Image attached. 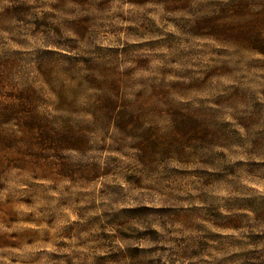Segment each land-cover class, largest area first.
<instances>
[{
	"label": "rangeland",
	"instance_id": "1",
	"mask_svg": "<svg viewBox=\"0 0 264 264\" xmlns=\"http://www.w3.org/2000/svg\"><path fill=\"white\" fill-rule=\"evenodd\" d=\"M0 264H264V0H0Z\"/></svg>",
	"mask_w": 264,
	"mask_h": 264
}]
</instances>
